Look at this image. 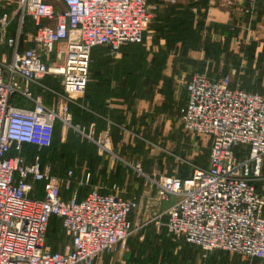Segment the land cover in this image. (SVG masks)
I'll return each mask as SVG.
<instances>
[{"label": "built area", "instance_id": "1", "mask_svg": "<svg viewBox=\"0 0 264 264\" xmlns=\"http://www.w3.org/2000/svg\"><path fill=\"white\" fill-rule=\"evenodd\" d=\"M15 1L19 24L12 35L10 17L0 18V48L9 50L0 56V264H93L130 234L136 198L113 184L108 192L92 188L79 199L89 173L73 186L72 170L54 175L38 157L27 162L23 148L49 147L56 122L71 126L69 102L86 89L92 49L103 46L117 56L123 46L142 43L156 5L149 0ZM25 17L33 32H23ZM47 75L60 78L61 93L53 104L31 90ZM14 93L26 105L16 104ZM185 95L178 108L181 129L209 137L207 165L183 178L134 167L136 175L159 200L177 196L158 215H165L173 241L261 260L264 196L257 181L264 159V94L232 85L229 73L194 72ZM88 138L100 155L115 156L107 136ZM39 182L42 198H29ZM52 216L69 239L67 251L47 248Z\"/></svg>", "mask_w": 264, "mask_h": 264}, {"label": "crops", "instance_id": "2", "mask_svg": "<svg viewBox=\"0 0 264 264\" xmlns=\"http://www.w3.org/2000/svg\"><path fill=\"white\" fill-rule=\"evenodd\" d=\"M169 1L157 0L154 2L150 0L155 5L157 2H162L159 4L160 7L166 3L190 5V11L194 14L195 20L201 21L205 26L199 31L201 38L196 48L188 53L187 58L191 62L184 64L180 53L174 52L173 47L167 45L165 40H161L154 47L155 50L165 52L170 56L169 59L174 60L173 69L165 70L167 75L173 74L172 78L177 85V87L175 86L174 97H179L180 86L185 84L186 77H190L192 73L199 71L204 74H211V76L216 75L215 73L230 72L233 78L236 76L235 84L237 83L241 88L245 86L246 90L253 92L264 91V68L256 64V57L264 45V0ZM207 25L214 27L213 30H208ZM220 25H225V29L230 32L233 31L232 28L236 30L229 41L232 50L235 43L243 45L244 49H247L251 43L255 45L252 64L247 61L246 57H243V52L239 50L236 57L239 64L237 71L234 66H230L224 55L218 59L206 55L205 49L209 47V43L214 41L222 44L224 42L227 31L224 32ZM3 54H9L6 46L0 48V56ZM128 54H124V49L117 56L106 53L101 47L93 49L94 62L100 66L93 70L91 68V75L96 76L90 79V84L84 93L74 97L69 102L71 126H63L60 122L55 124V132L61 146L68 145L72 138H77L84 145L75 148L66 146V151H62V153L52 149L47 154L46 163L50 164L52 173L57 176H64L67 170H72L74 173L73 186L76 185L78 178L85 177L89 173L88 184L79 187V199L83 198L92 188L101 192H108L113 184H117L126 196L136 198L138 204L136 211L133 209L129 215L130 221L135 222L139 221L140 218L145 219L151 210L156 215L164 213L173 203L163 206L164 201L156 197L154 189L144 182L143 177L136 175L134 167H138L145 174L157 176L175 175L183 178L187 177L188 172L180 165L179 131H177L178 138H176L178 140L176 155L174 149L171 152L170 149L169 151L159 145L161 139L164 143L165 121L170 118L173 128L167 133L170 132L171 146L172 148L175 147L174 133L177 120L173 116L174 108L167 112H156L154 105L157 103L156 101L160 103L159 100L142 99L141 94H137L135 91L136 86L122 81L124 72H127L129 67L118 69L115 66L118 61V66H122L120 63L122 58L129 60L130 55ZM223 68L226 70L222 71ZM243 77L247 82L243 81ZM144 78L142 76V79ZM185 98L184 89V101ZM22 105H26V103H22ZM178 108L176 116L179 120L178 126H180ZM78 131H82L84 134ZM88 135L94 139L107 136L115 156L100 155L89 140ZM189 145H191L190 141ZM89 148L91 151L88 150ZM27 159L29 162L32 160ZM42 187L43 184L37 183L28 197L42 198ZM257 189L264 196V159L261 177L257 181ZM62 195L64 199H67L70 196V191H63ZM57 219V217H53L54 222ZM61 229L63 231L62 226ZM155 248L157 249L158 246L122 244L115 247L113 251L98 256L93 264H151L153 263ZM69 249L68 239L64 249L52 250L67 251ZM255 264H264V259L259 263L256 261Z\"/></svg>", "mask_w": 264, "mask_h": 264}, {"label": "trees", "instance_id": "3", "mask_svg": "<svg viewBox=\"0 0 264 264\" xmlns=\"http://www.w3.org/2000/svg\"><path fill=\"white\" fill-rule=\"evenodd\" d=\"M159 4H162V2H157L155 9L152 10L153 20H152L151 30L153 32V39L150 46L143 47L141 46V43L128 44V45H132L130 47L123 46L124 48L123 47L122 48L124 49V54L129 53L128 55H130V59L127 60L122 58L120 62L122 66H118L119 61L115 66L118 69H120V67H129V70L127 72H124V77L122 81L131 83L134 86H136L135 91L137 94H141L142 99H147L149 101L159 100L160 103L156 101L157 103L154 105L155 111L158 113L165 112L166 110L170 109V105L173 104L171 103L172 98H174V101L177 104L179 97H174L175 86L177 87V85L174 79L172 78L173 74L171 73L170 75H167L165 73L166 69H173L174 60L169 59L170 56H168L165 52H159L155 50L154 47L157 46L161 40H165L167 45L173 47L174 52L180 53L181 57L183 58L181 60H183L184 62H191L190 59L187 58L188 53L190 50H194L196 48V45L198 44L201 38L199 31L205 28L204 24L201 23V21L195 20L194 14H192V12L190 11V5H183L179 3H175V4L166 3L163 7H159ZM25 21H28L31 24L30 19L25 17L22 27L23 32H27L30 30L33 32L35 30L33 25L32 24L30 25L31 29H26L27 27L24 25ZM220 26L224 32L227 31V35L224 39V42L222 44H219V42H214V41L209 43V47L205 49L206 55L211 56L213 59H218L221 55H224L226 59H228V63L230 64V66L231 65L234 66L237 71L239 64L237 62L236 57H237V51L239 50L243 52V57H246V59H248L247 61L252 64L255 45L251 43L250 45H248L247 49H244L243 45L240 44L237 45L235 43L233 47L234 49L232 50L230 48L229 41L231 40V37L234 35V32H230L226 30L224 27L225 25H220ZM206 28H208V30H213L214 27L212 28L210 25H207ZM13 33L14 30L12 32H8V35H12ZM92 51L90 56L91 62L89 67V79L87 81L86 89L88 88L87 86L90 84L89 83L90 79L96 76L94 74L91 75V68L93 70L95 67L100 66L98 63L96 64L94 62L95 57L92 55ZM256 64L261 65L264 68V45L262 50L258 53L256 57ZM225 70L226 68H223L222 71ZM215 74H216L215 76L220 77L221 75L224 74V72L218 74L215 73ZM206 75L211 77V74H206ZM142 76H144L145 78L142 79ZM234 77L236 78V76ZM231 79L233 80V77H231ZM243 81L247 82L245 78L243 79ZM257 84H259V81H257ZM232 85H235L234 81H232ZM259 93L263 94L264 91ZM184 102L185 101L181 102V105ZM83 145L84 143L80 142L77 138H72L70 139V143L66 146H72L75 148L80 146L83 147ZM66 146L65 145L61 146V144L59 143L54 126L52 142L50 146L47 148L48 153H50V150L52 149H56V151L62 153V151H66ZM88 150L91 151L90 148ZM53 217L55 216L50 217L48 224L50 223V225H52L53 223H56V221L55 222L53 221ZM48 226L49 225H47V227ZM176 243L188 245L178 241H176ZM162 244L159 247L161 249L155 248L153 251L154 264H182L184 261L182 260L183 255L188 254V252L192 250L188 246L183 247L181 250L182 257L180 260H177V257H173L169 259V261H167L166 260L167 249L173 248L174 243L171 242L170 237H165L162 241ZM253 264H255V262Z\"/></svg>", "mask_w": 264, "mask_h": 264}, {"label": "rangeland", "instance_id": "4", "mask_svg": "<svg viewBox=\"0 0 264 264\" xmlns=\"http://www.w3.org/2000/svg\"><path fill=\"white\" fill-rule=\"evenodd\" d=\"M47 1H53L55 3H58L57 0H47ZM152 1L156 2L157 0H152ZM16 6L17 4L15 0H0V18L2 17L3 14H7V16L10 17L8 32H12L13 30H15L19 24V17L18 14L16 13ZM152 20L153 18L148 23L144 31L143 41L141 43V46L143 47L144 46L149 47L152 42L153 39V32L151 30ZM24 25L27 27L26 29H31L30 22L25 21ZM232 30H233L232 32L236 31L234 28H232ZM27 32H32V31L30 30ZM24 38L26 39L28 37L25 35ZM148 43L149 45H147ZM130 46L132 45H126L124 47H130ZM98 47L103 48V50H105L106 53L110 54L107 48L103 46H98ZM185 63L187 62H184V64ZM188 79L189 77H186L185 84L182 87L180 86V95L177 104L174 101V98H172L171 103L173 104L170 105V109L166 110L167 112L170 111L172 108H174L173 116L175 120H177L176 127L179 128L177 130V128L175 127V133H174L175 147L172 148L171 146L172 137L170 135V132L167 133V131L169 130L171 131L173 128V124L170 122L171 120L170 118L165 121L166 135H165L164 143L162 142L163 141L162 139L159 140V145H162L164 148L168 150L170 149L171 152L172 149H174V154L176 155L177 154L176 146L178 144V140L176 138H178L177 131H179L180 165L182 166V168L187 169L188 172L187 176L191 174V172L195 167H205L207 165L209 142H210L209 137L207 135L202 133L184 132L181 129V125L178 126L179 120L177 119L176 111L177 108L181 105V102L184 101V89ZM233 81L236 82L237 80L233 78ZM31 90L34 95H40L44 103L46 104L54 103L58 98V94L61 93L60 78L54 75H47L43 79L39 80L37 84H32ZM13 98L14 101H16V104L25 103L24 101L18 98V93H14ZM189 141L191 142V145H189ZM47 148L39 149L38 147L35 146L26 145L23 148V154L27 162H29L27 158L33 159L35 157H38L42 164H47L46 163L47 154H48ZM39 184L42 185L43 183L39 182ZM176 200H177L176 195H170L167 200H163L164 201L163 206H167L171 203H174ZM158 215H156L155 212H152L151 210L150 212H148V215L146 216L145 219L140 218L139 221H135V222L131 221L132 222L131 232L122 244L124 245L140 244L146 246L155 245L158 246V249H161L159 247L162 244L163 239L165 237H170V236L168 235L165 227V215L164 216L162 215L161 217H159ZM48 225L49 226L47 227L46 230V240H45L47 248H50L51 250L64 249L66 247L68 239L64 235L61 229L59 219L56 220V223H53L52 225H50L49 223ZM170 240L171 242L174 243V246L173 248L167 249V253H166L167 261H169V259L173 257H177V260H180L182 257L181 250L183 247L186 246L190 247L192 250L189 251L188 254L183 255L182 260L184 261L182 264H241V263L253 264L256 261L259 263L261 260L264 259V258L261 260L250 259L243 255L222 251V250L206 251L197 246L177 244L176 241H173L171 239V237Z\"/></svg>", "mask_w": 264, "mask_h": 264}]
</instances>
